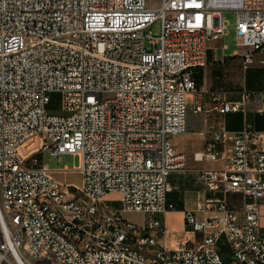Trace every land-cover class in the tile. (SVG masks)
Wrapping results in <instances>:
<instances>
[{
	"label": "built area",
	"instance_id": "2783aa9c",
	"mask_svg": "<svg viewBox=\"0 0 264 264\" xmlns=\"http://www.w3.org/2000/svg\"><path fill=\"white\" fill-rule=\"evenodd\" d=\"M224 10L245 68L264 49V0H0V264H264V130L245 119L224 128L225 113H244L245 96L186 101L207 43L227 28ZM155 21L158 35L144 33ZM188 109L217 114L192 159L222 166L197 171L207 194L183 223L198 242L167 246L158 216L174 208L168 175L185 166L168 137L185 132ZM39 152L76 155L74 189L85 200L53 178L67 168L48 169ZM110 192L117 209L98 210ZM227 192L240 194L238 207ZM129 212L146 218L128 221Z\"/></svg>",
	"mask_w": 264,
	"mask_h": 264
},
{
	"label": "crops",
	"instance_id": "0c3cea01",
	"mask_svg": "<svg viewBox=\"0 0 264 264\" xmlns=\"http://www.w3.org/2000/svg\"><path fill=\"white\" fill-rule=\"evenodd\" d=\"M263 50H255L252 53V62L243 68L242 49L235 46L233 32L226 30L217 39L209 41L205 65L192 70L194 75L199 73V79L195 84L196 91L186 96L188 108L198 103L211 107L217 100L237 101L245 96L244 113L239 111L225 113L222 117L224 128L238 130L245 119L254 130H264V65L258 63ZM218 123L219 118L212 110L202 115L188 109L185 114V132L168 137L173 148L183 153L185 166L183 171L168 175L171 191L167 198L173 203L174 208L158 216L167 229V246H172L179 240L186 241L187 246H193L200 238L199 233L185 229L184 213L193 211L195 202L207 194L197 180V171L201 167L219 169L222 162L220 160L197 162L192 159V152L200 150L210 140V133L218 126ZM216 148L222 149L220 145ZM223 149L225 155L227 147ZM117 196V193L110 192L98 202H117ZM240 201L236 205L226 202L232 207H238ZM145 218L146 216L142 215V220ZM156 241L159 242V239L157 238Z\"/></svg>",
	"mask_w": 264,
	"mask_h": 264
},
{
	"label": "rangeland",
	"instance_id": "374dc122",
	"mask_svg": "<svg viewBox=\"0 0 264 264\" xmlns=\"http://www.w3.org/2000/svg\"><path fill=\"white\" fill-rule=\"evenodd\" d=\"M146 7H156L159 3V0H144ZM223 19L227 25V28L230 33L232 32V26L234 23V14L231 10L223 11ZM144 33H148L152 36H156L159 33V22L155 21L150 26L144 29ZM51 111L57 110V101L55 95L52 96L51 103L47 107ZM37 161L43 165H45L50 170H60L63 167H66V171H56L53 172V177L62 184H68L70 187L68 191L73 194L75 199L77 200H85L84 197L74 189L75 186L79 185L80 176L74 167L77 166V157L76 155L70 154H58L56 156H51L47 152H39L35 155ZM240 194L237 192H227L225 194V200L230 203L236 205L240 201ZM118 203L116 201H107L105 203L96 202L95 206L98 210L114 209L117 207ZM259 222L260 224L264 223V203H260L259 205ZM123 218L134 222L139 223L142 221V214L137 213H124L122 214Z\"/></svg>",
	"mask_w": 264,
	"mask_h": 264
},
{
	"label": "bare ground",
	"instance_id": "6f19581e",
	"mask_svg": "<svg viewBox=\"0 0 264 264\" xmlns=\"http://www.w3.org/2000/svg\"><path fill=\"white\" fill-rule=\"evenodd\" d=\"M48 264H62V261H55V257H48ZM253 264H260V258H253Z\"/></svg>",
	"mask_w": 264,
	"mask_h": 264
},
{
	"label": "trees",
	"instance_id": "16d2710c",
	"mask_svg": "<svg viewBox=\"0 0 264 264\" xmlns=\"http://www.w3.org/2000/svg\"><path fill=\"white\" fill-rule=\"evenodd\" d=\"M192 78H193V81L195 82V84L198 82V79H199V73H197L196 75H194L193 74V72H192ZM171 191V190H170ZM169 191V192H170ZM168 192V193H169ZM168 195V194H167ZM167 197V196H166ZM167 201H169L168 200V198H167ZM171 202V201H170ZM173 204V203H172ZM174 207V206H173ZM219 251H220V253L223 255V257H224V254L226 253V249H225V247H220L219 248Z\"/></svg>",
	"mask_w": 264,
	"mask_h": 264
}]
</instances>
